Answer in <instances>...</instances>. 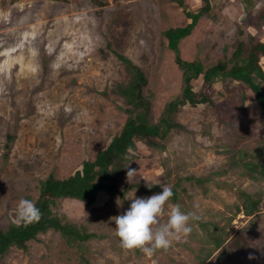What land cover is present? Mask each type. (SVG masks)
I'll return each instance as SVG.
<instances>
[{"label":"rangeland","instance_id":"374dc122","mask_svg":"<svg viewBox=\"0 0 264 264\" xmlns=\"http://www.w3.org/2000/svg\"><path fill=\"white\" fill-rule=\"evenodd\" d=\"M208 1V11L179 43L182 59L208 67L227 57L236 39L251 34L264 40V26L257 28L255 20L264 15V0ZM183 2L192 12L204 5ZM188 22L171 0H107L103 7L90 0H0V229L14 221L19 197H37L40 179L81 169L122 126L125 105L113 89L128 75L117 54L145 73L144 93L157 121L182 85L162 32ZM192 85L200 91L202 78ZM209 93L210 104L181 108L180 126L168 134L163 149L136 143V157L127 167L137 172L129 183L126 169L121 182L171 187L180 178L177 200L168 203L200 216L190 222L186 242H173L150 258L139 249H122L110 218L127 211L134 195L153 194L137 188L123 198L99 192L91 206L63 199L54 208L96 235L85 242L87 262L49 230L29 242L27 251L12 248L0 264H200L213 248L209 233L227 244L242 227L248 244L235 251V260L264 264V181L240 174V166L229 168L227 156L237 134L249 135L239 145L245 160L255 154L260 109L251 91L241 96L229 80L217 81ZM205 177L203 183L195 180ZM248 196L260 199L253 218L243 212ZM249 254L256 258L248 259Z\"/></svg>","mask_w":264,"mask_h":264},{"label":"trees","instance_id":"16d2710c","mask_svg":"<svg viewBox=\"0 0 264 264\" xmlns=\"http://www.w3.org/2000/svg\"><path fill=\"white\" fill-rule=\"evenodd\" d=\"M60 1L67 2L68 0ZM90 1L98 7L107 4V0ZM171 1L176 2L189 19L185 26L170 27L162 32L167 48L173 51L175 63L181 71L180 94L164 105L157 121L153 122L151 100L144 93L147 85L145 73L127 57L117 54L128 75L126 82L116 84L113 89L125 105L124 123L110 142L97 150L93 159L82 162L81 169L64 178H57L51 173L38 181L36 198L30 195L19 197L33 201L40 209L42 217L38 222L27 226H17L12 221L5 228L0 229V262L12 248L27 251L29 242L37 240L40 234L49 230L58 232L69 248L77 250L80 260L87 262L85 242L96 235L89 232L84 225L69 221L65 214L54 211L57 202L63 199H75L91 206L99 192L117 195L121 198L134 188L146 195L162 192V187L154 184L121 185L126 167L136 157L134 154L136 143L141 142L150 148L163 149V141L166 140L168 134L180 126L177 117L181 108L186 104L192 107L199 104H210L212 98L209 90L217 81L224 83L229 80L236 83L241 96L248 90L254 94L261 113L260 145L256 148L255 154H252L249 160H245L243 150L239 148V145L249 138V135H235L232 145L227 150L228 165L229 168L240 166V174L264 181V40L251 34L246 35L245 38L236 39L229 55L208 67H205L198 59L184 60L180 56L179 43L192 33L199 19L208 11L209 1L203 0L204 5L197 12L189 11L183 0ZM255 20L257 28L264 26L263 14H257ZM199 77L202 78V88L200 91H195L192 81ZM129 147L133 149L131 153L127 152ZM195 180L203 183L208 178H196ZM181 181L179 178L171 186L173 197L170 200L172 202L177 200L178 186ZM246 201L243 212L246 216L253 218L260 199L248 196ZM244 230L245 227L238 230L227 244H224L217 233H209L213 248L203 253L199 259L200 264H240L239 260H235V251L241 250L248 244L243 235Z\"/></svg>","mask_w":264,"mask_h":264},{"label":"clouds","instance_id":"9594fccd","mask_svg":"<svg viewBox=\"0 0 264 264\" xmlns=\"http://www.w3.org/2000/svg\"><path fill=\"white\" fill-rule=\"evenodd\" d=\"M132 151L130 147L127 149L128 153ZM126 169V178L130 183L137 170L131 167ZM172 197L173 190L168 185L162 186V192L150 197L134 195L127 211L110 218L116 225L114 234L119 238V246L124 250L139 249L150 258L158 250L167 251L173 242H186L193 230L190 222L199 220L200 216L195 211H183L178 203H168ZM41 217L42 213L33 201L21 198L13 222L17 226H27L38 222ZM255 258L252 254L248 256L250 260Z\"/></svg>","mask_w":264,"mask_h":264}]
</instances>
